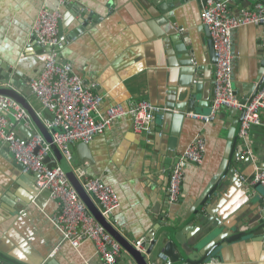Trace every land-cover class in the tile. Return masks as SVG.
Listing matches in <instances>:
<instances>
[{"label":"crops","instance_id":"crops-1","mask_svg":"<svg viewBox=\"0 0 264 264\" xmlns=\"http://www.w3.org/2000/svg\"><path fill=\"white\" fill-rule=\"evenodd\" d=\"M205 2L185 0L176 6L174 0H0V76L12 70L10 79L0 78V85L13 84L18 76L15 89L44 123L49 112L28 82L43 69L38 58L42 50L30 32L39 9H60V31L70 40L60 61L70 63L103 97L99 114L118 103L148 100L171 116L167 123L156 117L152 133L135 131L130 115L120 117L86 147H73L74 166L117 191L120 206L113 217L118 230L130 243L152 241L144 250L152 248L156 264H165L159 254L165 253L170 227L188 254V262L179 264H264V187L236 175L239 171L251 177L257 166L264 167V108L262 124L251 130L253 157L232 163L233 152L244 150L238 135L240 114L222 108L209 123L186 116L209 113L215 94L217 62L211 61V35L201 17ZM258 2L252 7L244 2L247 6L241 8L232 2L228 8L238 14L255 9ZM232 43L234 89L241 100H250L264 80V24L233 30ZM184 53L191 67L181 66ZM191 102L194 110H188ZM9 121L11 129L27 134L24 121ZM197 136L206 142L204 160L187 164L180 199L170 202L171 168ZM15 161L2 143L0 252L24 264H100L92 240L77 248L63 240L48 217L58 211L57 201L33 200L35 181ZM119 259V264H133L127 252Z\"/></svg>","mask_w":264,"mask_h":264},{"label":"built area","instance_id":"built-area-1","mask_svg":"<svg viewBox=\"0 0 264 264\" xmlns=\"http://www.w3.org/2000/svg\"><path fill=\"white\" fill-rule=\"evenodd\" d=\"M58 1L62 4L66 0ZM62 17L60 9L52 10L45 7L39 9L30 35L43 47L38 55L43 69L28 82L42 107L49 112V116L44 117L43 121L53 143L68 163L72 164L73 147L77 143L91 142L114 120L130 115L135 131L152 133L156 117L163 116L165 109L148 100H140L128 105L121 103L112 105L104 115L99 114L103 97L95 93L92 87L74 72L70 63L60 61V52L70 44L68 37L60 31ZM201 17L209 28L217 58L215 94L209 113L192 111L187 112L186 116L209 123L216 118L222 108L243 110L238 135L244 150L237 159L253 157L250 148L251 130L255 125L262 124L264 87L245 105L237 96L232 77L234 56L232 33L233 30L249 24H264V6L258 2L255 9H243L234 14L222 0H206ZM10 118L15 122L24 121L26 129L30 131L34 129L27 110L15 99L0 94V142L8 145L15 160L23 165L24 174L36 175L37 188L49 190L50 199L57 201L58 211L48 217L61 233L63 240L76 248L84 241L92 240L101 257L100 264H119V257L126 252L122 244L93 216L60 164L49 168L43 162L48 156L54 157L50 143L40 133L28 140L24 139L11 129ZM205 151V139L197 136L175 161L168 182L170 202L180 199L187 164L190 162L201 164ZM74 171L90 196L97 200L102 216L118 229L113 212L120 206V199L115 188L97 176H89L83 167H74ZM236 175L246 183L260 184L264 187V167L257 166L251 177L242 175L239 171ZM145 241L146 238H143L132 244L145 253L143 247ZM159 258L165 264H170L165 253H160Z\"/></svg>","mask_w":264,"mask_h":264},{"label":"water","instance_id":"water-1","mask_svg":"<svg viewBox=\"0 0 264 264\" xmlns=\"http://www.w3.org/2000/svg\"><path fill=\"white\" fill-rule=\"evenodd\" d=\"M184 1L185 0H174V3L176 6H178V2L183 3ZM222 1L225 2L228 6L234 5V3H232V2H235L236 4L241 3L240 8L247 6V5L252 7L253 6L252 4H254L255 1L256 2H258V1L262 2L263 6H264V0H247V1L246 0H236V1H234V0H222ZM244 2H247V5ZM205 28H206L207 33L210 35V31H209V28L207 25L205 26ZM32 41H35V39H32ZM208 43H209V52H210V56H211V61L216 63L217 58L215 56V49L213 46L211 36H209ZM32 44H36V43H32ZM38 47H40V49L43 50L42 45L38 44ZM184 54H186V53H184ZM182 59H184L181 63L182 67H191L192 66V64H193L192 60L189 59L187 54H186V56H183ZM178 64H180V62H178ZM8 71H9V74H4V75L1 74L0 78H2L4 76L6 78V80L10 79L11 78L10 73H12V70L9 69ZM17 83L19 84V77L15 76V81L13 84H10L9 82H5V83L1 84L0 85V94L9 96V97L15 99L18 103H20L21 106L27 110L30 118L35 122V124L37 126V130L33 129V131L32 130L30 131L27 129L28 132L26 135L22 134V133H18V134L23 136L24 139H26V140L30 139L33 135H36L38 133L43 135L44 138L47 140V142L50 143L51 149H52V152L54 155V157H52V156L46 157L43 160V162L45 164H47V166L49 168L55 167L58 163L60 164V166L64 169L70 183L78 192L82 201L86 204V206L91 211L93 216L106 228V230L108 232H110L122 244L125 251L129 254L133 264H156L155 262H152V258H151L152 248H148L146 250V252L143 253L141 250L136 248L132 243H130V241L118 229L113 227L110 224V222L102 216L101 211L99 209V206L96 204L95 200L92 198V196H90V194L84 188L82 182L77 177V175L74 171V167H76V166H74L73 163L72 164L68 163V161L62 155V153L60 152L58 147L53 143L52 136H51L50 132L45 127L44 123L41 122V120L38 117L35 109L32 107V105L28 101H26L25 98H23L20 95L18 90L15 89V85L17 86ZM263 86H264V80L262 81V79H261L259 81L258 87H255L253 89L252 93L255 94ZM249 101H250L249 97L247 99L245 98V99L241 100L243 105H245ZM193 105H195L194 102L189 103L188 110H194ZM236 111L240 114V119H241L243 110H241V111L236 110ZM163 117L165 120L164 122L167 123V121L170 119L171 116L169 113H164ZM0 145L2 146V142H0ZM78 147L79 148L80 147H82V148L86 147V144L80 143L78 145ZM4 150L12 155V153L9 151V147L7 144H4ZM38 150H39V148L36 149V152H38ZM239 154H240V151L233 152V155L230 158V162L231 163L235 162ZM15 164L17 165L18 169L22 170L23 165L21 163H18L17 161H15ZM27 176L32 177L34 179V181H36V175L27 174ZM259 186H261V185L257 184V187H259ZM261 187H263V186H261ZM30 194L32 195V199L35 200L36 202H37V199H49L50 198V191L49 190H39L37 188V186L35 187L34 190H30ZM260 203H261V205L264 206V196H263V198H260ZM14 209L17 210L18 207H15ZM166 231L169 232L170 234H169V236H167V241L164 244V251L169 257L170 264H179L182 260L188 262V259H186V257H185V255L186 256L188 255L186 247L182 245L181 246L182 251H181L178 244L175 242L173 236L171 235V234H175V238L177 240L178 239L177 232H175L174 229L171 227L168 228ZM151 242L152 241L146 239V241L143 243V247H146L148 243L152 244ZM119 260L120 259H118V263H119ZM49 262L50 261H48L44 264H48ZM0 264H24V263L17 261L14 258L0 252Z\"/></svg>","mask_w":264,"mask_h":264}]
</instances>
